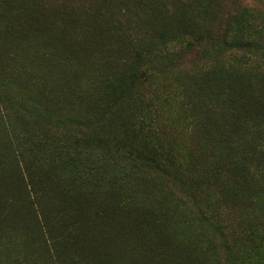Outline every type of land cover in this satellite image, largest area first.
<instances>
[{
  "label": "trees",
  "instance_id": "trees-1",
  "mask_svg": "<svg viewBox=\"0 0 264 264\" xmlns=\"http://www.w3.org/2000/svg\"><path fill=\"white\" fill-rule=\"evenodd\" d=\"M0 264H264V0H0Z\"/></svg>",
  "mask_w": 264,
  "mask_h": 264
}]
</instances>
